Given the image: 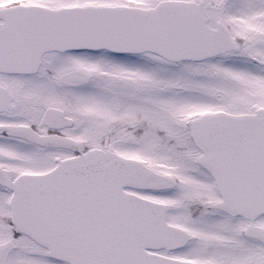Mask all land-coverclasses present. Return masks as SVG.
I'll list each match as a JSON object with an SVG mask.
<instances>
[{"label": "snow or ice", "instance_id": "6c2138e0", "mask_svg": "<svg viewBox=\"0 0 264 264\" xmlns=\"http://www.w3.org/2000/svg\"><path fill=\"white\" fill-rule=\"evenodd\" d=\"M0 264H264V0H0Z\"/></svg>", "mask_w": 264, "mask_h": 264}]
</instances>
